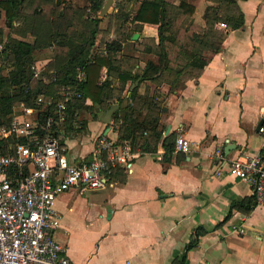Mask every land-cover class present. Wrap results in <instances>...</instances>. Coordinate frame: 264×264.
Listing matches in <instances>:
<instances>
[{"label":"crops","instance_id":"1","mask_svg":"<svg viewBox=\"0 0 264 264\" xmlns=\"http://www.w3.org/2000/svg\"><path fill=\"white\" fill-rule=\"evenodd\" d=\"M185 1L193 5L191 25L187 30L179 28L177 42L184 40L186 33L202 32V13L211 3ZM235 2L241 26L215 23L223 32L220 46L207 53L201 68L182 76V85L173 89L168 85L172 72L154 73L138 82L135 100H131L128 95L133 80H120L118 72H138L144 63L157 62V54L143 48L157 43V24L131 20L138 1L133 2L121 24L129 36L121 38L115 53L117 69L102 64L96 77L98 83L106 81L109 102L95 110L94 116L86 114V132H79L84 146L76 152L68 150L66 140L75 135L65 137L63 145L75 162L89 156L97 134L117 137L112 111L125 104L133 105L139 118L155 116L161 133L154 150L135 149L128 167L116 164L121 171L111 175L110 171L103 188L82 192L69 188L56 195L54 208L60 217L53 236L74 264H171L196 226L205 232L186 250L185 264H264V204L255 202L249 210L233 207L223 220L231 201L246 203L252 195L249 181L228 173L226 160L264 146V132L258 129L264 125V0ZM102 22L94 39L99 54L105 53L104 43L116 35L114 26L107 31ZM11 23L18 25L21 20ZM0 32V48L7 34L27 42L35 37L29 29L10 31L2 10ZM133 32L136 38L131 37ZM51 56L40 64H46ZM167 56L172 68L182 62L175 43L167 45ZM36 61L41 62L34 55L33 75L40 77L43 65L35 68ZM149 96L158 101L159 108L149 104ZM168 134H172V143L178 134L186 137L190 149L174 151L172 146L165 152ZM226 144L229 148L224 153ZM230 222L240 224L243 231H233Z\"/></svg>","mask_w":264,"mask_h":264},{"label":"trees","instance_id":"2","mask_svg":"<svg viewBox=\"0 0 264 264\" xmlns=\"http://www.w3.org/2000/svg\"><path fill=\"white\" fill-rule=\"evenodd\" d=\"M104 1L85 0L83 4H74L70 0H0V10L3 11L9 30L24 32L29 29L35 35L32 42H27L7 34L0 48V125L7 123L20 103L31 104L37 95L45 99L50 95L61 97L68 92L70 98L65 102L64 120H57L51 101L39 112L36 125L38 135H54L60 144H64L65 137L74 136L85 128L87 113L94 116L95 110L106 107L109 102V91L104 86L106 81L98 83L96 77L102 64H108L110 69H117L113 62L115 53L120 48L121 38L129 36V31L121 24L128 17L127 12L135 0H113L115 10L100 16L98 11ZM136 1V7L131 8V20L157 24V43L152 47L149 44L143 46L146 51L152 50L157 54V62L144 63L138 72H118L120 80H133L128 95L131 100H135L138 82L150 78L154 73L172 72L168 85L173 89L182 85V76L192 74L193 69L201 68L207 53L219 49L223 32L215 27L217 21L225 22L231 28L242 24V16L235 8V0H210L211 3L206 5L202 13L205 23L202 32L186 33L184 40L177 42L175 35L179 28L187 30L191 25L193 5L185 0H178L176 3L166 0ZM29 8L28 12L26 9ZM18 18L21 24L13 25L11 21ZM100 21H103L102 27L107 31L114 26L117 35L104 43L103 54H99L94 45ZM169 43L177 45L182 60L173 68L169 65L167 56ZM42 47H51L52 56L41 66L40 77H35L32 68L34 50ZM4 66H8V69L3 73L1 69ZM149 104L160 107L152 96H149ZM135 110L133 105L125 104L112 111L117 130L115 138L117 142L127 140L133 150L152 151L161 128L156 127L155 116L139 118ZM48 117L51 121L46 126ZM172 140V134L164 138L165 152L171 150ZM16 141L23 142L25 138L11 135L0 145V150L6 152L8 143L13 144ZM110 171L111 175L121 169L116 165ZM245 201L246 203L243 200L231 201L223 220L228 218L233 207L245 206V210H249L255 203L253 194ZM204 232V228L196 226L183 252L171 264H185L186 250L194 246Z\"/></svg>","mask_w":264,"mask_h":264},{"label":"built area","instance_id":"3","mask_svg":"<svg viewBox=\"0 0 264 264\" xmlns=\"http://www.w3.org/2000/svg\"><path fill=\"white\" fill-rule=\"evenodd\" d=\"M69 98L68 92L45 99L37 95L31 104L20 103L7 123L0 125V145L11 135L25 138L8 143L6 152L0 150V264H74L53 236L60 217L54 208L56 195L69 188L79 192L103 188L111 168L128 167L136 152L127 140L117 142L99 133L89 156L75 162L54 135H38L39 112L53 101L57 120L63 121ZM50 121L48 117L46 126ZM258 129L264 132V125ZM189 149L190 141L176 135L173 150ZM217 156L221 155L217 152ZM226 161L228 173L249 181L255 202L264 204V146ZM229 226L237 233L243 231L240 224L230 222Z\"/></svg>","mask_w":264,"mask_h":264},{"label":"rangeland","instance_id":"4","mask_svg":"<svg viewBox=\"0 0 264 264\" xmlns=\"http://www.w3.org/2000/svg\"><path fill=\"white\" fill-rule=\"evenodd\" d=\"M73 1L78 3V4H83L85 2V0H73ZM112 4H113V1L111 2L110 6L108 7L106 13H109V11H111ZM132 7H133V3L130 5V10ZM128 13L129 12H127V16H129ZM51 49H52L51 47H46L45 49H35L34 50V55H36L37 60L41 61V62L36 61V63L34 64L35 68L43 65L40 63H42L44 61L43 60L44 58L46 59L47 57H49L50 53H52ZM6 63H8V62H6ZM6 63H4V64L6 65ZM7 69H8V66H4V67H2L1 71L4 73L5 71H7ZM84 131L86 132L85 128L81 132H84ZM66 143L68 145V150L70 152H76L79 148L84 146V144L82 143V140H81V133H77L75 135V137H73L71 140H66Z\"/></svg>","mask_w":264,"mask_h":264},{"label":"water","instance_id":"5","mask_svg":"<svg viewBox=\"0 0 264 264\" xmlns=\"http://www.w3.org/2000/svg\"><path fill=\"white\" fill-rule=\"evenodd\" d=\"M111 2H112V0H105V1L103 2L102 6L100 7V9H99V11H98V14H99L100 16L104 15L105 12H107V9H108V7L110 6ZM131 37H132V38H136V37H137V33L134 32V33L132 34ZM259 124H260V122L257 123V126H258ZM228 148H229V144H226V145L224 146V148H223L224 153H226V152L228 151ZM107 209H109V208H107Z\"/></svg>","mask_w":264,"mask_h":264}]
</instances>
